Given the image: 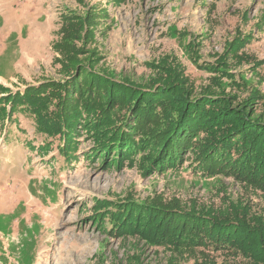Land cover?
<instances>
[{
	"label": "rangeland",
	"instance_id": "1",
	"mask_svg": "<svg viewBox=\"0 0 264 264\" xmlns=\"http://www.w3.org/2000/svg\"><path fill=\"white\" fill-rule=\"evenodd\" d=\"M66 14L70 36L60 40ZM239 37L247 39L235 51ZM67 59L118 83L155 85L170 95L183 78L196 94L211 86L244 98L254 90L261 112L264 0H0V102L64 81L60 62ZM2 113L0 264H194L200 253L116 234L108 215L151 201L183 209L222 207L229 199L254 211L264 206L261 191L219 171H201L190 154L183 164L149 169L159 150L153 148L156 125L142 124L132 136L135 146L146 137L143 154L119 156L103 149L108 143L99 134L110 121L93 126L84 114L85 123L72 130L76 142L67 160L61 139L40 134L34 116L21 109L9 120ZM216 258L221 264L224 256Z\"/></svg>",
	"mask_w": 264,
	"mask_h": 264
},
{
	"label": "trees",
	"instance_id": "2",
	"mask_svg": "<svg viewBox=\"0 0 264 264\" xmlns=\"http://www.w3.org/2000/svg\"><path fill=\"white\" fill-rule=\"evenodd\" d=\"M62 25L60 40L70 36L63 28L71 26V15L64 16ZM244 38L234 42L235 51ZM60 63L64 81H47L7 96L0 102L2 118L10 120L21 109L28 112L40 134L61 139L59 149L67 160L75 148L72 130L85 123L84 114L91 125L110 121L112 128L104 127L99 134L108 143L103 149L119 156L133 150L143 154L146 137L135 146L132 136L142 124L147 129L156 125L160 128L153 148L159 150L149 158V169L151 164H183L190 154L201 171H219L264 194V111L256 108L255 101L261 98L257 91L240 98L209 86L196 94L183 78L181 89L170 95L155 85L133 86L104 78L70 59ZM109 129L114 130L110 138L105 136ZM172 205L151 201L134 209L123 206L108 217L116 234H138L155 247L200 253L194 264H219L217 254L224 256L221 264H264V206L254 211L231 199L215 208ZM97 216L101 218L100 212Z\"/></svg>",
	"mask_w": 264,
	"mask_h": 264
}]
</instances>
